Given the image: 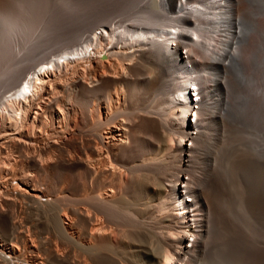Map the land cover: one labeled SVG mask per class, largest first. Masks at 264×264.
Instances as JSON below:
<instances>
[{"label": "bare ground", "instance_id": "1", "mask_svg": "<svg viewBox=\"0 0 264 264\" xmlns=\"http://www.w3.org/2000/svg\"><path fill=\"white\" fill-rule=\"evenodd\" d=\"M9 1L0 202L37 200L77 264H264V197L238 183L220 133L262 139L264 171V0ZM136 9L142 30L84 27ZM13 238L0 234V264H46Z\"/></svg>", "mask_w": 264, "mask_h": 264}, {"label": "rangeland", "instance_id": "2", "mask_svg": "<svg viewBox=\"0 0 264 264\" xmlns=\"http://www.w3.org/2000/svg\"><path fill=\"white\" fill-rule=\"evenodd\" d=\"M9 3H12V0H11V2L9 1ZM138 9H140V7H138ZM138 9H136V11L132 12L130 15L121 16V17L114 16V17H111V19L108 22L100 23V24H97L95 26H93L92 22H90V21H84V27H85V29H95L96 27L101 28V27H104L107 25L111 26L114 23L117 25H119V24L131 25V24L135 23L134 30L135 31L142 30L144 28H142V25H140V24H142V21H140L141 17L136 16ZM73 11L75 12V10H73ZM111 21H112V23H110ZM107 27H109V26H107ZM246 58L248 59V61L246 59V62L250 63V58L249 57H246ZM220 129H221L220 133L224 134V132H227L226 133L227 139H229V140L233 139L235 142L234 146L235 147L238 146V147H236L237 149L234 148V152H235L234 156L237 157V158H235V160L237 162V165L240 167V171L238 174V183L241 182L244 184V181L249 182L250 185H249V183L245 182L246 190H247L246 193L248 192L247 194H249L251 196L255 195V197H258V196L264 197V190H263L264 189L263 188L264 171H262L260 168L258 169V167H256L253 164V161L251 160L252 158H250V155H251V157L253 155V158L256 157V156H254V152L253 153L251 152V151H254V150H252L253 149L252 145H254V143H256V141L261 142L262 139L257 138L255 135L248 134V131H247V134H244L246 132L242 131V132H240L241 135L238 133V134L232 136V133L229 132V130L227 129V127H225V125H223V127L221 125ZM235 136H237L236 137L238 140L237 142L235 140L236 139ZM240 137H242V138L245 137V138L244 139L241 138L242 140H240ZM250 137H251V139L253 138L252 139L253 141H250ZM242 141L245 144L241 143ZM245 145H246V147H245ZM238 149H239L240 153H239ZM242 149H244L243 150L244 152L242 151ZM249 152H251L252 154H250ZM236 153H237V155H236ZM242 153H243V155H242ZM239 154H240V156H239ZM245 154L247 157L244 156ZM238 159L241 161H239ZM244 159H246V160L243 162ZM249 161H250V164H252V165L249 164ZM244 167L246 169L243 170ZM241 170H242V172H241ZM251 170H252V172H251ZM249 172H251V173H249ZM247 179H248V181H247ZM41 188L45 193V187L41 186ZM221 192H223V191H221ZM223 193H226V192H223ZM45 195H46V193H45ZM46 199H48V200L50 199L53 202L59 201V200H57L58 198L54 195L53 196L51 195L50 198L47 197ZM38 204H39V202L37 200L36 201H34V200L1 201L0 205H2V208L4 209V214H3L4 218L9 217V216L12 217V220L10 221V224L7 227V229L5 231L0 230L1 236H3L4 238H8L10 240L12 237L17 236V239L13 238L14 240L12 242L9 241V243L13 244V245L16 244L18 247L21 248L20 254L18 253L19 250L17 248H15L16 253L18 255H22L23 250H25V253L27 252V259L28 260H29V255H30V248L33 244H35V247L37 248V251H38L37 252L38 256H42V258H44L46 264H77V262L74 261V258H73L74 252L72 250V247L69 246V244H68L67 250H65L66 252H65L64 256L60 257L55 252L59 247V241H60L59 231L56 228V226L54 225V223L51 222L52 215L48 214L44 209L41 208V206H38ZM263 211H264V208H263ZM18 218L23 219L24 228H22L20 230V232H24L23 233L24 239H23L22 235L18 236V234L13 233L14 229H12V227H13L12 223L15 222L16 220H18ZM14 226H17V225L14 224ZM19 229H18V231H19ZM29 229L32 230L31 233H30ZM27 235L29 237L28 240L26 239ZM25 240L27 243H25Z\"/></svg>", "mask_w": 264, "mask_h": 264}]
</instances>
